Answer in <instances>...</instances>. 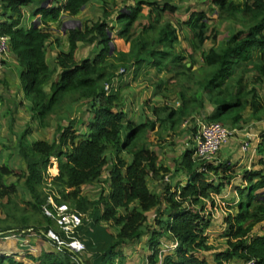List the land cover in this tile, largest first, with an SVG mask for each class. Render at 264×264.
Listing matches in <instances>:
<instances>
[{"label": "trees", "instance_id": "1", "mask_svg": "<svg viewBox=\"0 0 264 264\" xmlns=\"http://www.w3.org/2000/svg\"><path fill=\"white\" fill-rule=\"evenodd\" d=\"M33 1L1 0L0 14L1 33L10 37V54L22 68L21 86L24 94L31 97L32 117L40 126H47L48 117L70 98L68 103L82 102L87 106L88 119L82 130L74 128L79 120L76 118L59 125L52 142L41 139L28 142V130L22 133L18 150L26 168L17 172L8 161L0 165V207L5 212V216L0 215V234L5 237L8 235L5 233L15 232L25 236L33 228L56 247V241L48 237L50 230L60 239L68 240L56 219L45 212L46 206L56 215V209L49 203L52 196L56 204H67L82 217L83 223L75 235L85 241L86 251L76 254L63 247L34 255L26 250L22 258L16 252L0 255V264H123L124 248L146 235L152 249L148 256L151 264L160 261L159 245L163 237L176 240L178 245L174 253L164 256L162 264H225L233 258L244 262L254 258L257 264H264V169L244 173L248 186L239 190V211L226 219L227 248L216 250L205 235L209 217L202 212L203 207L196 206L211 198V194L223 191L232 176L230 164L198 162L193 158L194 147L187 149L173 173L184 175L187 182L182 185L177 181L174 185L172 169L159 163V153L147 140L156 120L137 124L127 119L119 91L112 86L121 67L125 71L134 68L136 72L145 63L181 76V71L189 68L187 60L195 63L198 54L202 61L201 76L193 82L198 91L191 95L182 91L179 106L162 107L169 110L164 118H159L162 126L176 132L185 118L205 107L204 96L214 106L204 117L208 122L232 127L242 119L247 106L259 112L264 106L258 87L264 86V0H242L241 6L235 0H210L215 9L212 14L208 9L190 7L187 18L176 21L165 19V14L177 11V6L168 0H135L134 6L117 14L105 11L101 19L67 30L68 50L60 51L55 58L59 80L49 87L46 84L55 74L47 62L52 30L35 23L26 28L22 23L23 8ZM89 2L41 4L37 15L41 14L44 20L57 19L61 13L76 16ZM215 19L233 24V30L221 42ZM112 21L118 28L111 25ZM139 26L148 33V40H139L136 49L128 52H110L114 38L129 43ZM182 35L190 51L179 47ZM208 41L213 45L206 48ZM83 44L96 46L97 52L77 61L76 53ZM160 109L154 107V112ZM193 130L195 133L196 126ZM126 154H130V159ZM52 157L58 160L55 177L48 172ZM201 167L205 170H200ZM105 172L107 176L98 196L91 198L84 193L83 188L101 182ZM13 175L16 178L9 180ZM151 176L162 178V193L151 189L148 183ZM17 197L23 198L30 210L20 207ZM155 208L157 227L151 228L148 213ZM258 224H262V233L253 235ZM202 252L206 255H200Z\"/></svg>", "mask_w": 264, "mask_h": 264}, {"label": "crops", "instance_id": "2", "mask_svg": "<svg viewBox=\"0 0 264 264\" xmlns=\"http://www.w3.org/2000/svg\"><path fill=\"white\" fill-rule=\"evenodd\" d=\"M126 1H127V3H125V4L129 5L132 2H134V4L132 3L133 5H131V6L135 5V0H126ZM184 1H187V0H184ZM188 1H190V0H188ZM61 2H58L57 5H59ZM199 2L202 5L195 6L196 5V4H194L195 2L192 3L193 6L186 5L185 9H183L184 14L182 15V17L180 16V12H179V9H181V8H179L180 6L176 5L177 11L175 12V16L178 17V19H183V20L186 19L187 18V9L190 7H192V9H199V8L208 9L210 14H212V11L215 10L212 8V6H210V0H200ZM52 3H53V0H41L39 2L33 1L30 4H35V7L33 9V10H35V9H38V7L41 4H42V6L43 5L44 6H50V5H52ZM235 3L237 6H241L242 0H235ZM131 6H129V7H131ZM126 8L127 7H125L124 10H126ZM124 10L121 9L120 11H124ZM1 11H2V3L0 0V14H1ZM120 11H118V12H120ZM117 13H114V14H117ZM65 14L67 15V13H61V15L59 17H61L62 15H65ZM111 14L114 15L113 13H111ZM0 19H2V18L0 17ZM57 19L52 18V17H48L46 20H44L41 14L34 16L33 13L31 14V12H29V10L26 9V7L23 8L22 23H23L24 27L28 28L32 24L35 23L36 25H40L42 27L44 25H47L52 30V36H51V38L47 44V62L49 64L50 68L54 69L55 74L53 75L51 81L46 84V87H49L50 83H52V82L54 83V82H57L59 80L60 69L57 67L55 58H56V55L60 51L68 50V44H69V43H67V47H65V48L62 45L61 49H60L58 47L59 43L57 42V39L56 40L53 39V37L56 36L55 35L56 30H55V27L53 25L51 26L50 24L53 21H56ZM112 22H111V25L113 27L118 28L117 23L114 21H112ZM225 22H227V21H225ZM229 24H232V23L230 22ZM230 30H233V24H232V27L230 28ZM54 38H56V37H54ZM52 42H53V45L49 49V45ZM67 42H68V40H67ZM206 48H208V47H206ZM96 50H97V47L95 46V50H94L93 54L91 56L87 55L85 58L92 57L97 52ZM51 56L53 59L49 60V57H51ZM50 61H51V63H50ZM193 65L195 66V68H192ZM187 66L189 67L187 70L188 73H190L191 75L193 73V76H195V74L198 73L199 76H201L200 75L201 72L199 71V68L202 66V61L200 59V56H199V59H197V61L195 63L194 62H187ZM21 70H22V68L18 64L16 59L11 54H9L5 58V68H4L3 72L0 74V114H2L5 117L6 116L11 117L12 120H14L12 116L19 115V117H21L22 111H23V113H25V115H28L29 118L34 119L32 117V113L30 110V104L27 101V99H25L23 97L24 92L22 90L21 81H20ZM126 72H128V74L133 73L132 76L135 79L137 76H140L141 74L142 75L150 74L155 78V82L151 85V86H153V88H150L151 93L153 94L154 98H152L151 93L148 96L147 92H146V94L144 96H148V97L146 99H144V103H143V101H141V103H143V104H141V106H139V105L137 106V108L140 110L137 114L133 113L131 115V113L129 112V109L127 108V103H129V99L130 98L136 99L135 96H139V95H137L138 92L135 91L138 88L135 89L133 84H131V83L129 84V82H130L128 80L129 75ZM251 75H252V73L249 75H246L245 78H249ZM171 76H173L174 78L177 77L173 71H169L166 68L160 70L157 67H154V66L149 65V64L147 65V63H145L144 65L141 66V69L136 71V72H135L134 68H132V70H130V71L126 70L125 73H120V74L118 73L117 76L115 77L114 81H113L114 83L112 86H113V89H115V90L118 89L119 92L121 90V87L123 86L122 84L126 85L127 89L132 90L133 94L126 96L124 98L123 102L126 104V106H124V104L122 105L121 100H120V103H121L123 109L127 112V119L133 121L134 123L138 124V123L146 122L148 120H156V126L154 129H152V131L157 132V131L161 130L163 132L165 131L168 135L169 134L170 135H172V134L178 135L179 133L184 132L183 126H185L186 124H188L190 122L189 129L186 130L187 132H189L188 136H187L188 137V144H187V147L184 148V150L181 152L180 155L176 156L173 153V151H172L173 149L171 147L170 148L172 150L167 151V149H166L167 143L166 142L161 143V142L155 141V143H152L150 141V139H148L149 146L152 149H154V150H155V148L159 149V151L156 150L159 153V163L163 164L164 166H168L172 169L170 174H171V181L173 182V184L175 185V182L181 181V184L184 185L187 182L186 177L184 175H182V177H180L179 175H177V176L173 175L174 170L177 168V162L180 161L184 151H186L187 149H192L194 147V138H195V133L197 132V125H198L197 120H198V118L205 117L206 114H209L212 110H214V106L211 105V103L208 100V97L206 99L204 96L203 97V103H204L205 107L203 109H201L198 114L196 113L193 115H189L187 118H185L184 121L182 122L181 126L178 128V130L176 132L167 128L166 126H162L161 120L159 118H164L169 111V110H164L162 107H164V106H171V107L179 106L182 103V100L180 97V95H181L180 93L182 91H184L187 95H191L193 92L198 91V85H196L194 83L186 84L187 86L191 87L188 89L186 88V86H185V88H183L184 86L182 87V85H180V86L178 85V88H177L176 85L180 81V79H173V82L176 85L168 84L166 82L167 77L170 78ZM196 79H198V77H196L195 80ZM195 85L197 86V88H195ZM141 87H143V86H141ZM141 87H139V88H141ZM258 87H259V95L264 100V86L263 87L258 86ZM172 89H174L175 93H176V95H175L176 98L173 102L168 99V93L171 92ZM149 98L153 99L155 102L152 101L153 103L151 104V102H150L149 106H147V102H148L147 100ZM76 104H82V102H75V103L69 102L68 106L70 105V107H71L72 105H76ZM154 107H158L159 109L161 108L158 111L159 113L154 112ZM155 114H156V116H155ZM22 118L23 119L25 118L24 115H22ZM73 118H76V117H74V116L71 117V119H73ZM29 120L26 119L25 123L26 124L27 123L32 124L33 122H30ZM33 121L38 122L35 119ZM47 126H50L49 123ZM47 126H41V127H47ZM58 126L59 125H57L56 129H58ZM194 126H196V132L195 133L193 130ZM232 127L236 128L238 132L225 145L222 146V148L220 149V151H219V153L215 159V163L221 162V163L230 164V167H231L230 172H231L232 176L229 178L228 184L226 185V187H224L223 191L220 194L213 193V194H211V198H206V199L201 200V202L196 206L197 208L203 207L204 210L202 212L206 213L207 216L209 217L210 223H209L208 229L205 232V235L208 237V243L213 245L216 248V250H219V251L225 250L227 248V238L225 236L226 235L225 233H226V230L228 228V223H227L226 219L229 217L235 216L236 213L239 211V205H240V201H241V196L239 194V190L245 189L248 186V182L246 180H244V173L246 171H257V170L264 169V106H262L260 111L256 112V113L253 112V108L251 106H247V108L243 111L242 119L237 124L233 125ZM167 134H165V135L163 134V135L168 136ZM37 139L45 140L44 138H37ZM247 139L249 140V145L246 148H244L243 147V143H244L243 141L247 140ZM34 140H36V139H34ZM30 141H33V140L31 139ZM47 141L52 142L51 140H47ZM169 145H171V144L169 143ZM52 159H56L57 165H56L55 170H58L57 158L52 157ZM0 160H1V163L7 161L3 158V151H2L1 144H0ZM171 162H173V164H171ZM17 172H19V171H17ZM150 178H152L154 180L156 186H160V192H156V193H162L163 192L162 178L160 176H157V177L151 176V177H149V179ZM149 179H148V183H149ZM258 179L259 178H255V180H258ZM258 192H260V191H258ZM91 198H93V197H91ZM164 206H165V204H164ZM152 212L155 215L156 214V208L152 209L149 213L151 214ZM149 213H148V217H149V220L151 222V217L149 216ZM154 215L152 217L153 221H154ZM56 223H57V221H56ZM153 223L155 224V222H153ZM151 224H152V222H151ZM261 226H262V224L256 225L252 231V234L254 235V234L262 233V227ZM259 227H261V229ZM258 229H259V231H258ZM22 238L26 239L25 241H28L30 243L28 246L30 248H28V247L25 248V246H24L23 250H28L29 252L33 253L34 255H39L42 250H44V251H57L58 250L56 245L52 241H50L49 239H47V238H45V237H43L37 233L36 234H28L27 233ZM147 240H148V236H147ZM176 242H177L176 240H171L168 237H163L161 239L159 247L162 249L161 246L163 244L164 246H166V249L164 252L161 251L162 254H161V258H160V261L158 262V264H162L163 258L165 255L174 253V251L176 249V247H174V244ZM32 248H38V253L36 254L33 251H31ZM205 253L202 252V253H200V255H203ZM150 254H151V252L148 253V256ZM87 256L90 257V253H88ZM210 259H211V256H210ZM26 262H27V260H26ZM148 264H151L149 262V259H148ZM225 264H244V260H241L239 258H233V259L226 261Z\"/></svg>", "mask_w": 264, "mask_h": 264}, {"label": "rangeland", "instance_id": "3", "mask_svg": "<svg viewBox=\"0 0 264 264\" xmlns=\"http://www.w3.org/2000/svg\"><path fill=\"white\" fill-rule=\"evenodd\" d=\"M34 1H41V0H34ZM62 0H53L52 5L50 6H56L58 2H61ZM105 1V3H104ZM91 0L88 5L85 6V8L76 16H70V15H62L61 17H59L56 21H53L50 25L55 27L56 30V38L53 37V39H57V42L59 43L58 47L61 49V46L63 45V47H67V30L75 28V27H82L86 22H95L98 19H101L104 12L108 11L111 13H117L118 11H120L121 9L124 10L125 7H129L131 5L134 4V2H132L131 4H125L127 3L126 0ZM126 1V2H125ZM160 1H164V0H160ZM171 3H173L174 5H178L180 6L179 8V12H180V16L182 17V15L184 14V10L186 5L189 6H193V2H195L194 4L197 5H202L200 4V0H190V1H184V0H168ZM199 2V3H198ZM27 10H29V12H31V14L33 13V15H37V9L33 10L35 7V4H28L27 6H25ZM33 10V11H32ZM178 17L175 16L174 14H165V19L166 20H170V21H176ZM217 19V17H216ZM215 19V20H216ZM113 23V22H112ZM175 23V22H174ZM230 22H224L222 20H216L215 25L220 29V36H219V42H221L223 40V38H225L230 32V28L232 27V24H229ZM49 25V26H50ZM137 35L129 42L126 43L123 39H118V38H114L113 40V52L114 51H124V52H128L130 50H134L136 49V45L137 42L139 40H148L149 39V35L147 32H145L141 26L138 27L137 29ZM186 30H184V34L183 35H187V33H185ZM182 35L181 39V44L179 47L182 48H186L188 51L191 50V48L189 47V45L187 44V41L184 39V36ZM218 42V43H219ZM53 45V42L49 45V49L51 48V46ZM212 42L208 41L206 43V47H210L212 46ZM98 49V48H97ZM95 50V46L94 45H86L83 44L80 46V48L78 49L77 53H76V60L80 61L82 59H84L87 55L91 56L93 54ZM117 54V53H116ZM196 59H199V55L196 54L195 55ZM53 59L52 56L49 57V60ZM187 62H190L189 60H187ZM51 63V61H50ZM197 65V64H196ZM192 68H195V66L193 65ZM132 69V68H131ZM121 72L125 73V68L121 67L118 71V73L120 74ZM128 74V72H126ZM182 75L181 76H177V77H173L171 76L170 78L167 77V83L170 85H176L173 82V79H180V81L177 83L176 87L178 88V85H182L183 88H185L186 84H190L193 83L194 79L196 77L200 78L199 74L196 73L195 76L191 75L188 73V71H181ZM185 73V74H184ZM133 73L128 74L129 78L128 80L130 81L129 84H133V86L135 87V91H137V95L139 96H135L136 99H129V103H127V108L129 109V112L131 113V115L137 114L140 110L137 108V106H141V104L144 103V99H146L149 94L151 93L150 88H153V86H151L154 82H155V78L150 75V74H144V75H140L137 76L136 79L133 78L132 76ZM127 80V81H128ZM123 86L121 87V90L119 92V97L120 100L122 102V105L124 104V106H126V104L123 102L124 98L126 96L132 95L133 92L132 90L127 89V86L122 84ZM143 86V87H141ZM141 87V88H139ZM195 88H197V86L195 85ZM147 92L148 96H144ZM176 93L175 90L172 89L171 92L168 93V99L170 101H174L176 98ZM152 98H154L153 94L151 93ZM23 97L25 99H27V101L29 102L30 106L32 104L31 102V97L27 96L25 94H23ZM122 97V98H121ZM134 97V96H133ZM205 98L207 99V96H205ZM70 98H66L63 102V104L61 105L60 110L55 113L52 114L48 117L47 121L49 123L50 126L47 127H41L39 125L38 122L33 121L34 119L29 118L28 115H25V113L21 114V117H19V115L16 116H12L14 120H12L11 117L8 116H3L2 114H0V144L2 147V151H3V158L7 161H9V164L11 165V167H13L15 169V171H21L22 168L25 169L26 168V164L24 159L21 157L19 150H18V139L20 138V136L22 135V133L26 130H28V136H27V141L29 142L31 139H37V138H44L45 140H53L56 136H57V130L56 127L57 125H66L70 122L71 117H76V119H79L77 121V123H74V128L76 129H80L82 130L83 127H85V123L88 119L87 116V106L82 103V104H76V105H72L70 107V105L68 106V100ZM162 99V98H161ZM160 99V100H161ZM141 101H143V103H141ZM147 106H149L150 102L151 104L153 103L152 101H154L153 99L149 98L147 100ZM155 102V101H154ZM163 102V101H162ZM164 103V102H163ZM157 104V103H156ZM161 104V103H160ZM159 113V112H158ZM22 115H24V119L22 118ZM156 116V114H155ZM29 120L30 122H33L32 124H26L25 121ZM189 124H186L185 126H183V130L184 132L179 133L178 135L172 134V135H168L165 131H149L148 135H147V140L150 139V141L152 143H155V141L164 143L166 142V149L167 151L172 150L173 153L177 156L180 155L181 152L184 150L185 147H187L188 144V133L186 130L189 129ZM229 126V125H228ZM160 133V134H159ZM165 134H167L168 136H164ZM169 143L171 145H169ZM190 143V142H189ZM184 144V145H183ZM189 146V145H188ZM172 149H171V148ZM155 150H158V148H155ZM126 157L128 159H130V154H126ZM52 160V159H51ZM53 164L50 166L49 168V172L51 174L57 175L58 174V170H55L54 167H56L57 165V161L56 159H53ZM171 164H173V162H171ZM106 175L107 172H105V174L103 175V180L101 182L95 183L93 185L90 186H85L83 189L84 193L89 194L91 197L95 198L98 196L100 189L103 185L104 179H106ZM16 176H12L10 177V180L15 179ZM48 180H47V184H48ZM149 184L152 188L153 191L155 192H160V186H156L155 182L152 178L149 179ZM49 186V185H48ZM24 198V196H23ZM21 197H17L15 198V200H17V202L19 203L20 207L22 208H27V210H30V206L27 204V202L24 201V199ZM25 199L27 200V197H25ZM6 201V199L4 200ZM24 212V210H22ZM26 212V211H25ZM17 214H20V211L17 212ZM0 215L5 216V212L4 210L0 207ZM153 215L154 213L152 212L151 214L149 213V216L151 217V222H152V227L151 228H156L157 225L154 224L153 222ZM88 221L90 222L91 219H88ZM32 223H34L32 221ZM108 226L110 228L111 231H114L115 228H113L111 226V224L108 223ZM36 227L38 228V225H36ZM262 227V226H261ZM261 227H259L261 229ZM259 231V229H258ZM28 234H36V231L31 228L28 231H26ZM15 232H9V233H5L8 234L5 237H2L0 234V255L3 254H13V253H20V257L22 258V256L24 255L26 250L24 249L27 248L29 246V242L25 241L26 239L23 238H19L18 236H14ZM10 234V235H9ZM26 234V233H25ZM162 249L161 251H165L166 246H164L162 244ZM30 248V247H28ZM34 253H38V248H32V250ZM124 252H125V260L123 264H148V253L152 252V249H150L148 240H147V236H144L140 241H134L132 244L126 246L124 248ZM33 264V263H31Z\"/></svg>", "mask_w": 264, "mask_h": 264}, {"label": "built area", "instance_id": "4", "mask_svg": "<svg viewBox=\"0 0 264 264\" xmlns=\"http://www.w3.org/2000/svg\"><path fill=\"white\" fill-rule=\"evenodd\" d=\"M62 1L66 2L67 0ZM10 50V37L2 34L0 30V74L5 68V58L10 54ZM109 88L110 86L107 84L106 89ZM197 123L193 158L198 162H214L222 146L235 136L238 131L236 128L222 122H208L204 117L198 118ZM243 142V147L246 148L249 145V140L247 139ZM200 170H205V168L201 167ZM49 174L50 177L56 176L50 172ZM166 178L168 179V176ZM48 185L50 186L51 183L49 182ZM49 203L56 209V215L54 216L46 206L44 207L45 212L56 219L59 226L65 231L68 240L60 239L52 230L48 232V237L56 241L57 249L61 250L63 247H67L73 253L82 254L86 251L85 241L75 235L76 230L83 223L82 217L74 212L67 204H56L52 196L49 197ZM13 235L16 237L20 236L19 238L24 237L22 233H14ZM177 245L178 243L176 242L174 247H177ZM244 264H257V260L254 258L247 259Z\"/></svg>", "mask_w": 264, "mask_h": 264}, {"label": "water", "instance_id": "5", "mask_svg": "<svg viewBox=\"0 0 264 264\" xmlns=\"http://www.w3.org/2000/svg\"><path fill=\"white\" fill-rule=\"evenodd\" d=\"M85 7H83V9H84ZM36 26V25H35ZM113 51V45H112V47H111V51L110 52H112ZM263 198H264V196H263Z\"/></svg>", "mask_w": 264, "mask_h": 264}]
</instances>
